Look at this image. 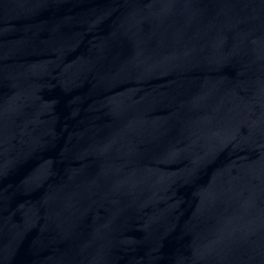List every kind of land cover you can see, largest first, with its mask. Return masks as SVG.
I'll return each instance as SVG.
<instances>
[{
	"label": "water",
	"instance_id": "water-1",
	"mask_svg": "<svg viewBox=\"0 0 264 264\" xmlns=\"http://www.w3.org/2000/svg\"><path fill=\"white\" fill-rule=\"evenodd\" d=\"M0 264H264V0H0Z\"/></svg>",
	"mask_w": 264,
	"mask_h": 264
}]
</instances>
